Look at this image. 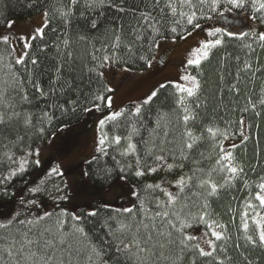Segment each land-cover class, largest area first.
<instances>
[{
	"label": "trees",
	"instance_id": "trees-1",
	"mask_svg": "<svg viewBox=\"0 0 264 264\" xmlns=\"http://www.w3.org/2000/svg\"><path fill=\"white\" fill-rule=\"evenodd\" d=\"M42 10L20 60L0 37V264H264L253 218L264 181V0H0V25ZM206 29L214 41L189 66L195 84L170 81ZM153 54L162 83L136 108L130 100L105 115L82 162L97 188L128 178L131 203L61 208L91 110H109L104 64L133 86L131 70ZM52 133L40 165L66 160L55 163L48 186L58 199L41 216L50 193H32L30 206L23 193L39 166L34 150ZM199 227L215 228L208 251L192 234Z\"/></svg>",
	"mask_w": 264,
	"mask_h": 264
},
{
	"label": "rangeland",
	"instance_id": "rangeland-1",
	"mask_svg": "<svg viewBox=\"0 0 264 264\" xmlns=\"http://www.w3.org/2000/svg\"><path fill=\"white\" fill-rule=\"evenodd\" d=\"M33 20V21H31ZM37 20V21H35ZM40 20L41 23H40ZM45 21V11H39L38 13L27 16L24 18H15L7 21L5 25H0V37L8 38L11 42L15 56L17 60H20L23 56V53L28 45L29 39L33 33L40 30L41 26ZM39 26V27H38ZM39 28V30H36ZM203 28V27H202ZM201 32V31H200ZM264 32V29L262 30ZM192 35H195V41L189 45L186 51L183 53L180 61V65L174 67L172 71H169V74L166 76L170 78L172 82L176 83L179 86L183 87H192L195 84V77L189 69L191 63L189 61L195 62L199 58H201L207 51L208 47L214 41V37L212 36V30L206 29V33L202 32L201 34L194 32ZM167 43L168 40H163L158 44V47H163ZM157 47L155 48L154 54L157 52ZM154 54L150 57L148 64L145 68L135 69L133 68L131 71L134 73L133 75L136 78V83L132 86L128 84L132 79L130 78L128 81L120 82L119 79H116L119 74V68H115V64L111 61H108L104 64L105 71H102L104 74L108 87L111 92L106 95V104L109 107L107 112H103L101 109H92V118L90 120V125L86 133L85 144L79 146L78 149H73V151L80 152L82 149L85 150L81 156L76 159V162L72 164V168L69 171V174L66 176L67 180V191L63 195L65 199V204L61 206V208H69L74 209L77 206L84 205L89 200L99 199L102 201H113L118 202L121 201L123 204L128 205L131 203L133 199V194L135 191L134 184L126 177H118L109 185L97 188L95 187L84 175L83 170V159L88 156L93 155L100 144V126L101 121L105 115L112 116L114 115L123 104L130 101L132 107L136 108L138 101L149 97L156 87L162 83L163 79L157 83H154L159 80V75L153 74V65L152 61L154 60ZM117 66V65H116ZM118 67V66H117ZM125 68H123L124 70ZM127 70V69H126ZM154 80V81H153ZM127 85V86H126ZM127 101V102H126ZM96 105H93V108ZM77 121H73L70 123L63 124L56 128L58 130H64L75 124ZM241 129L244 126V121H241ZM54 134L52 133L47 137V140L38 144V148L34 150V157L38 162V167L35 170V175L32 172H29V178L32 176L35 177V180L30 183L25 188V192L23 194H27V206H30V201L34 197H29L32 193H38L36 191H47L50 195L47 198H40L44 202H47V208L42 209L38 215L45 214L48 210L55 205L58 196L51 193V186H48L50 183L53 187H56L55 182L53 181V171L55 170V166L57 164V160L59 162V167H62V163L66 160L64 157H59V155L54 154V164L49 163L45 165H40L45 161L48 154L51 153L49 148H52V142L49 146L51 138ZM88 135V136H87ZM244 137L243 132H241L240 136L236 138L232 143L239 141ZM231 141H226L225 145L230 144ZM231 143V145H232ZM63 154H67L66 152ZM61 158V160L59 159ZM28 172V171H27ZM28 174V173H27ZM169 189L172 191L171 183H164ZM258 199L262 205V208L257 210L253 218L258 224L259 233L261 238L264 237V181L257 193ZM40 199H35L37 202H42ZM28 213V211H27ZM210 230L207 231L205 228L199 227L192 229V234L197 242L199 248L202 251H208L211 248V236L214 234L213 227H209Z\"/></svg>",
	"mask_w": 264,
	"mask_h": 264
},
{
	"label": "snow or ice",
	"instance_id": "snow-or-ice-1",
	"mask_svg": "<svg viewBox=\"0 0 264 264\" xmlns=\"http://www.w3.org/2000/svg\"><path fill=\"white\" fill-rule=\"evenodd\" d=\"M217 43H219V41H217ZM205 55H206V53H205ZM18 62H19V61H18ZM189 63H192V61H189ZM191 94H192V93L189 92V95H191ZM232 171H235V169H232ZM215 235H217V239L220 238L218 234H215ZM262 239H264V237H262Z\"/></svg>",
	"mask_w": 264,
	"mask_h": 264
}]
</instances>
